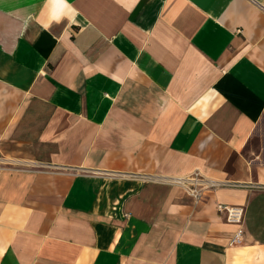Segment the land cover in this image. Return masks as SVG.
<instances>
[{
	"label": "crops",
	"instance_id": "obj_1",
	"mask_svg": "<svg viewBox=\"0 0 264 264\" xmlns=\"http://www.w3.org/2000/svg\"><path fill=\"white\" fill-rule=\"evenodd\" d=\"M0 264H264V0H0Z\"/></svg>",
	"mask_w": 264,
	"mask_h": 264
},
{
	"label": "built area",
	"instance_id": "obj_2",
	"mask_svg": "<svg viewBox=\"0 0 264 264\" xmlns=\"http://www.w3.org/2000/svg\"><path fill=\"white\" fill-rule=\"evenodd\" d=\"M195 174H197V173H195ZM201 185H199L200 187H198V188L195 186L190 188V193L194 197L200 196ZM218 209L226 212V218L229 222L238 224L242 221L243 208L241 206H227L224 204H218ZM241 232L242 231L240 228H238L237 231H235V234L232 238L233 242H239L241 240V238H240Z\"/></svg>",
	"mask_w": 264,
	"mask_h": 264
},
{
	"label": "rangeland",
	"instance_id": "obj_3",
	"mask_svg": "<svg viewBox=\"0 0 264 264\" xmlns=\"http://www.w3.org/2000/svg\"><path fill=\"white\" fill-rule=\"evenodd\" d=\"M205 187H206V186L200 188V195H201V193L206 189ZM201 191H202V192H201Z\"/></svg>",
	"mask_w": 264,
	"mask_h": 264
}]
</instances>
